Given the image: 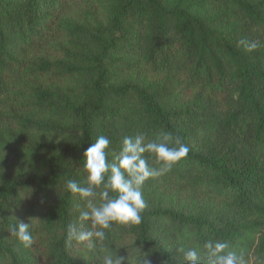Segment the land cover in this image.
<instances>
[{"label":"trees","instance_id":"16d2710c","mask_svg":"<svg viewBox=\"0 0 264 264\" xmlns=\"http://www.w3.org/2000/svg\"><path fill=\"white\" fill-rule=\"evenodd\" d=\"M162 132L189 152L144 183L141 223L69 243L85 150ZM0 152V264H185L209 239L264 264V0H0Z\"/></svg>","mask_w":264,"mask_h":264},{"label":"clouds","instance_id":"9594fccd","mask_svg":"<svg viewBox=\"0 0 264 264\" xmlns=\"http://www.w3.org/2000/svg\"><path fill=\"white\" fill-rule=\"evenodd\" d=\"M246 51L252 52L260 45L257 41L242 38L238 41ZM110 140L99 136L84 152L86 161L84 169L87 180L84 185L74 180L66 182V190L78 193L88 201L87 208L80 211V221H90L91 230H83L76 223L67 225V241L79 242L103 240L105 231L113 222L121 224H139L146 201L142 191L144 183L166 173L172 164L187 156L189 148L179 137L162 132L154 139L145 142L143 135L126 136L120 152L109 159L106 151ZM148 155L145 156L144 154ZM153 164L159 165L154 167ZM102 186L99 196L101 202L97 205L88 198L94 197L96 188ZM114 194V195H113ZM99 228L100 230H96ZM31 224L17 220L10 229L18 241L28 248L32 244ZM89 248L94 247L89 243ZM185 264H246L244 253L229 250V244L221 240L209 239L202 249L181 248ZM124 257L111 253L105 254L103 264H122ZM140 264H151L147 258H142Z\"/></svg>","mask_w":264,"mask_h":264},{"label":"rangeland","instance_id":"374dc122","mask_svg":"<svg viewBox=\"0 0 264 264\" xmlns=\"http://www.w3.org/2000/svg\"><path fill=\"white\" fill-rule=\"evenodd\" d=\"M5 156H4V153L3 152H0V163H1V161H2V159L4 158Z\"/></svg>","mask_w":264,"mask_h":264}]
</instances>
